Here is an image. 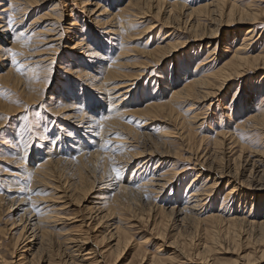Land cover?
I'll use <instances>...</instances> for the list:
<instances>
[{
    "label": "bare ground",
    "instance_id": "bare-ground-1",
    "mask_svg": "<svg viewBox=\"0 0 264 264\" xmlns=\"http://www.w3.org/2000/svg\"><path fill=\"white\" fill-rule=\"evenodd\" d=\"M45 1L47 0H0V7H2V10L0 11V71L4 70V75H0V80H4L3 83H6V85H13L17 88L19 85L22 97L26 102L33 104L37 103L43 93V91H40L43 86L41 83L44 81L43 77L52 78V75L55 76V73H51V71L55 68L53 64L56 55L59 54L61 49L64 50L63 55L65 54V56L62 63L63 66L59 67L58 70H64V72H67L72 78H74V82H66L65 90L63 88L64 86L59 85L60 89L57 93L54 92V99L56 100L55 104L57 102H62L60 104L61 108H52L51 110L54 113L58 112L56 113L57 115L62 112L64 120L70 119L74 122V125L71 123L72 126L80 128L81 125H85L84 128H86L82 131L84 132V135L82 134L81 137H77L76 140L78 141L72 140L74 138L72 137V139L66 140L65 142H71L72 145L70 146L74 150H81V154H79L78 158L89 159L88 161H90V163V159H92L96 163L99 162L101 156L104 157L110 153L112 154V151L107 153L103 151L106 154L101 153L98 155V153H96L87 154L89 155L88 157L83 156V149L78 145L83 144L80 138H85L92 142L91 139H97L104 136L102 143H106L112 140L113 137L110 139L108 138L109 136H112V134L120 135L122 133V136L116 137V141L119 143L118 145L122 151L121 153L125 152L127 149L130 150V160L127 163L132 164L135 160L141 159L135 170H140L144 165L149 166L153 162H155L154 164L156 166L154 167L153 174L150 175V178L145 177L142 179L139 177V174L135 175L137 173L132 172L130 175L132 178L139 177L135 186H121V184L114 180L113 177L115 176V172H113L112 174L110 173L111 179L100 185L98 188V192L105 190V192L100 194L101 197H104L103 200L105 199V201L98 207V210H100V212L101 210H104L106 215L110 217L114 216L118 220L114 226L110 225V227L113 226V228L108 232V239L110 240L109 242L114 243H112V245L110 244L111 246L105 250L106 253L111 254L114 251L116 252V255L114 253L115 257L119 256L117 254L121 255L122 253L119 251H122V248L125 249V246L129 245L132 232L131 229L135 227V225L131 223L121 221L126 220V217L119 212V206L122 204L119 200L121 196H128L127 198L138 200V202L144 204H156L155 200H157V198L160 199L166 189L171 188V191H173L175 188H179L176 186L181 183L183 178H185L191 170L195 173L186 186L187 189L185 190V193H181L180 190V195L183 198H187V200L186 198L184 199L186 200L184 201V204L176 208L167 207L165 209L162 206L155 207L154 214H151V217H149V214L146 216L147 218H154V220L157 218L156 220H158H153L154 226L152 227V230L157 234V239L163 237L165 231L163 229V227H165V222H163L162 218L157 217L159 214L175 217V222L182 226L188 222L195 227H198L201 223H207L210 227L214 228L215 226H213V224H215V222H224L226 229L231 228L230 230H234V236L236 235V232L239 234L242 229L246 230L245 232L252 231L253 233H258L257 241L254 240L250 243L252 247L262 246V248H255L254 252L242 256L241 258H243L246 263L249 264L254 258L256 259L258 253L260 254V257H264V181L261 176H252V173L255 170H263L264 164L261 163L262 159L260 161L253 160L254 163L251 161V170H245L247 174L244 173L242 170L243 168L239 169V167H234L235 161H237V159L241 161L243 157L242 154L246 152L255 154L259 153L260 157L264 156L263 150L257 148L259 150L255 151V149L250 148L248 145L251 141L249 142L245 139V135L252 132H260L261 136L264 134V97L261 96L262 94L258 95L259 93L256 90L264 84V82L261 81L264 80V73L259 76L258 83L252 78L251 84L248 83V87H250L247 88L248 91L242 93L244 95L242 96V99L238 97L241 99L239 102L237 101L235 103V101H233L228 107H224V110H227L225 117L226 119L228 118V129L222 127V116L219 114L218 117H216L218 121L216 124L220 127H214V130H212V136H195V127L201 128L203 121L201 123L200 121L205 117L209 107L213 106L215 96H218L225 86L229 85L236 78L241 79L246 77V74L249 72V74H254L260 70H264V46L263 49L260 51L257 50L258 52L254 53L258 48L257 44H255L258 38H255L253 35L256 33L254 32L255 30L253 29V26H255L254 24L259 23L258 17L260 15H257L254 10L250 9L251 6H249V3H242L240 0H172L170 2L168 1L169 3L166 0H54L48 4L46 9H44L46 10L45 13H37L38 15L33 14V18L29 24L32 26V31H28L29 34H27L28 32L26 33V30L30 27L26 28V30H23L24 28L19 29L17 26L19 25L20 27L22 21H26V18L29 17L27 13L28 9L33 8L34 10L36 6H45L46 4H43ZM17 3L21 4L23 7L19 8V6H15ZM106 6L113 7L114 9L109 13ZM14 8L16 11H14ZM165 11H168V15L156 32L155 40L157 41L154 43V47L142 52L144 59L137 63L140 65V69L133 72V75H123L122 72H120L119 67L123 64L121 60L125 57L126 51L123 47H120L119 44H117V39L120 37L124 40L127 35L128 37H131V35L139 37L142 34L144 36L148 34L154 35L155 32L153 30L157 28V24L154 22L153 18L155 19V17H159L161 12L162 15H164V13H166ZM178 11H188L190 15H194L196 16V19H199L196 20V25H191L189 30L190 33H196V35H198L195 29H198L202 25L205 27L208 25H210L209 27L217 25V28L215 27L216 29L213 30L214 27L211 28L212 31L210 29L211 36H209L208 33V37H199L197 40L194 38V42H197V44L192 45L193 47H191L192 49L190 52H184L185 54L182 55L178 53H180L181 49H184L187 44H190V41L187 38L177 44L175 43L176 41H173V38H178V36L181 37L183 35L175 34L177 31H175L176 26L174 23L176 22L174 21L178 17V14L176 13ZM85 13L88 17L90 16L87 20H95L94 23L96 24V28L100 29V31H97L99 35L91 33L89 27L84 23L85 21L79 24V18H81V16L79 17V14L85 15ZM17 14H19V17H17ZM104 14H107L104 20H98V18ZM10 16L16 18L14 19L16 22L11 23V21L13 22V19L11 20ZM241 24L249 26L241 31V35L240 33L238 35L235 33L236 27ZM133 26L145 27L135 34L128 33L129 29L133 28ZM229 26H233V28ZM168 27L169 29L165 30ZM220 28H225L226 30L224 31L227 35H224L225 49L223 51V57L220 58L219 64L215 55H217L219 49L220 42L216 38L217 32ZM101 31L103 32L101 33ZM155 37L151 36L152 39ZM37 43H42L43 45L41 47L34 46ZM69 44L72 45L68 46ZM203 48L205 49L204 51H202ZM178 50L180 51L177 52ZM66 51L68 53H66ZM169 59L171 62L166 65L160 76H155V81L152 80V87L150 89H146L144 85L143 87L145 89H141L139 92H137L138 90H135L139 88L138 86L143 88L139 81L141 80V77L144 76L145 71H149L152 66L157 67L158 65L163 64ZM179 59H181L180 64L178 63ZM190 61L192 63H190ZM87 64H89L91 68L87 67ZM181 64L187 65L184 66ZM135 65L136 64H130V66ZM23 69L25 72L22 76L21 72ZM13 72L17 74H14ZM35 73H41L40 76L43 80H39L40 82L31 80L30 75ZM150 73H152V71H150ZM18 74L24 78L22 79ZM158 80H160L162 86L161 84H158ZM87 83L92 89L105 96H95L96 98L99 97L101 101H104V105L106 104L107 107L106 113H103L104 118H100L101 120L98 119L100 122L96 121V114L100 113V110L102 109L95 108L96 110L92 111V114L88 113L89 115H86L87 113H81L80 111V108L83 107L85 103V100L81 95H84V97L85 93L90 95L88 90L91 88L85 89L83 87V85H87ZM153 86H155L154 91ZM159 89H162V92L168 91L166 96L159 93ZM79 91L80 94L78 93ZM239 91V88L238 90L234 89L232 91L233 97L231 100H234L237 95H241ZM52 92L53 91H51V93ZM50 97L52 99V96ZM88 101L87 103H89ZM91 102L92 101H90V103ZM245 103H248V105ZM127 105L134 106L136 108L134 112L143 116V118L140 119L141 121L133 120L135 121L133 125H124L122 119L125 117L124 109ZM6 108V111L9 112L11 106L6 105ZM14 111L15 110H13V112ZM84 118L88 120H83ZM155 121L164 123L165 126L172 127L171 129L167 128V130L160 126L157 127L159 133L157 134V138H155L156 145L159 144L162 146L164 151L158 153L162 154V156L155 155V153L158 152V149L153 150L148 154L144 153L147 154L145 155L148 159L147 160L145 157L141 156V151H136V147L138 148L140 145L135 147L134 143H144L148 148L152 145L150 143H153L154 141H150V143L147 144L143 139L148 137L147 134L149 135V133L140 132L138 129H144L145 131L146 128L150 127L148 124L153 125V122ZM173 124H176V129ZM195 124L198 125L195 126ZM140 125L141 127H138L136 131L135 128ZM174 130L176 131L174 132ZM68 137L69 135H66V138ZM207 140H210L209 145L211 149H205L208 150V152L207 154L204 153L205 155L201 154L203 156V159H201L202 156L200 157L198 152L202 145L208 144ZM175 141H178L177 147L174 146ZM225 142H228V144ZM23 143L24 142H22V145ZM25 144L26 143H24V145ZM12 145L15 149V143H12ZM108 147H110L109 150H111L115 146L110 144ZM234 148H237V150L231 155L228 154L229 156L227 155L228 157L226 158V150L231 153ZM64 149L65 151H68L67 147ZM65 151L62 154H66ZM181 152L184 153L182 154ZM20 153L22 154V151ZM50 153L51 152H48L46 154ZM131 153H135V155H132ZM23 154L25 156L22 157V161L25 160L28 152H23ZM37 155L38 152L35 153V158L39 159V156ZM193 156L198 157L195 160L196 163L193 162L194 165L191 164L192 161H194ZM244 158L247 159V157ZM69 160L70 159L68 158L59 156L55 159H50L49 161H37L34 163L35 165L33 168H26L25 171H22L23 177L31 178L32 181L39 183V185L41 184L43 186L44 183H47L46 185H51L53 187V185L48 182L51 177L50 166L53 165L55 169H58L57 165L59 163L61 164L63 161L68 162ZM74 160H76V157L73 159V162H69L74 163ZM121 160L123 161V159ZM221 160H226L225 165H221ZM77 161L78 162L75 163L76 166L82 164L80 159H77ZM179 161L182 162V167L176 166ZM218 162L220 163L218 164ZM231 162H234V164L231 165ZM185 165L189 168L184 167ZM100 166L103 172V167L105 165L101 164ZM156 168L158 169L157 171H155ZM104 180L105 178L101 181ZM223 181L226 182L225 190L219 195L221 198L220 201H215L214 190L218 184ZM29 186L28 188L31 187ZM77 187H75V189ZM91 187L92 185H88L87 188L82 187L79 189L82 194H88V197L85 196L87 201H91V197L89 196ZM43 188L40 187L41 190ZM116 189L117 191H115ZM55 190H59V186H54L50 192L46 194H43L45 190H42V193L37 189L40 195L36 194L32 197L30 196V198L28 197V201L31 203H27L28 206L22 210V217H20L23 218L24 216V218H26V222L24 221V226L26 227L24 229V226H20L22 228L19 229L21 231L17 232L18 236L13 242L12 253H14V251L18 253L21 250L18 249L23 243H21V240L26 233L29 234V236H26L25 240L27 242L24 244V247L27 252H31V254H29L30 259H27L26 257H21V253H18L16 257L20 256V260L17 263L36 264V255L45 251V242L48 235L53 233V235L55 234L58 237L61 232L62 234H66L65 232L67 230L64 229L66 228L64 223L65 221L73 219V217H69L65 212L68 211L67 209L70 203V200L67 202L69 195L66 194L68 193L67 191H62L63 189L61 191L53 192ZM154 193H156V196L153 195ZM72 199L75 200L74 197ZM152 200H154V202H152ZM20 203L21 200L19 199L18 205ZM215 206L218 207L216 211L219 213L214 212ZM11 209L14 211L21 210L19 207H14V205ZM138 218L142 217L138 216ZM17 220L18 222L21 221L19 218ZM21 223H23V221ZM13 224L11 223V225ZM60 224L62 226L58 228V225ZM207 231L203 230V232L206 233ZM209 233H212L211 230ZM215 233L217 234L218 232ZM178 234L179 231L177 230V233L173 235L174 238L169 244L171 248H173V246H171L172 244L177 249L174 248V252H169L168 250L167 252L169 253L166 255V253H160L163 251L161 249L163 244H161V246L158 245L152 256L148 258V264H169L175 260L177 257L175 253L177 252L178 255L183 256V250L179 248L181 246L180 243L183 245V242L179 241L180 243L178 244L177 239L180 237ZM214 234H212V236ZM231 236L228 237L229 239L226 238L230 240V238H232ZM234 236L233 238L236 237ZM237 238L239 239V236L236 237V239ZM12 241L13 240H11V242ZM141 241L144 242V240ZM63 242L65 243L63 244L66 248L68 247V249H71L69 252L71 256H74V252L79 253L84 249V246H87V242L80 238H76L75 236H66ZM138 243L136 244L135 250L137 255L143 259L145 254L141 252L142 247H140ZM189 243L191 244V242ZM142 244L145 243H140V245ZM236 244L234 243L235 246H237ZM97 245H92L93 248H90L84 253V255L80 256L79 261L77 260L74 262L69 258V262L72 264H96L95 262H97V258L101 259L105 257L103 256L104 251L100 250ZM234 245L232 246L234 247ZM207 246L208 245L206 244L203 245L200 248H203L202 251L197 252V255L200 257L199 260L204 264H223V260L221 261L216 258L214 260L210 259L208 253L213 250V247ZM51 258V255H47V258L41 262H45V264H57V261ZM2 260L3 258H0V261ZM229 264H236V261L232 260Z\"/></svg>",
    "mask_w": 264,
    "mask_h": 264
},
{
    "label": "rangeland",
    "instance_id": "rangeland-1",
    "mask_svg": "<svg viewBox=\"0 0 264 264\" xmlns=\"http://www.w3.org/2000/svg\"><path fill=\"white\" fill-rule=\"evenodd\" d=\"M52 1H54V0H47L43 3V4H46L45 6H41V7L36 6V8L34 10H33V8L28 9L27 13H28L29 17L26 18V21H22V24H20L21 25L20 27H19V25L17 27L19 29L24 28L23 30H26V28L30 27L28 30H26V33L28 31H32L31 30L32 26H30L29 24L31 23V19L33 18V14L45 13L46 10H44V9H46L48 7V4L51 3ZM166 1L170 2L172 0H166ZM240 1L242 3H249V6H251L250 9L254 10V12H256L257 15H260L258 17L259 23L254 24L256 27L253 26L254 27L253 29L255 30L254 32H256V33L253 32L254 33L253 35L255 36V38L256 37L258 38L257 41L255 42V44H257L258 48L254 52V53H257L258 51L263 49V46H264V0H240ZM15 6H19V8L23 7L19 3L15 4ZM106 9L110 13V12H112V10L114 8L106 6ZM1 10H2V7H0V11ZM14 11H16L15 8H14ZM187 12L188 11L176 12L178 14V17L176 19L177 21L176 20L174 21V22H176V23H174V25L176 26L175 31H177L175 34H178V35L183 34V35L181 37L178 36V38H173V41H176L175 42L176 44L178 42H182L186 38L190 41V44H187L184 47V49L182 48L181 51L180 50L177 51V52L180 51V53H178L180 55L188 53L191 51V49H192L191 47H193L192 45L197 44V42H194L195 39L197 40V39H199V37L200 38L201 37H203V38L208 37L207 36L208 33H209V36H211L212 34L210 32V29L213 27H214L213 30L217 28L216 27L217 25H212L211 27H209L210 25H208V26L206 25L208 28L202 25L198 29H195V31L198 33V35H196V33H190L189 30H190L191 25H193V24L196 25V20H199V19H196V16H194V15H193L194 17L192 15H190L189 12L187 14ZM160 14L161 15L159 17H155V19L153 18L154 22H156V24H157L156 25L157 28L153 30L155 32L154 35L148 34V35L144 36L142 34L139 37H135L136 35H131V37H128V35H127L124 40L121 39L120 37L118 38L119 40L117 39V41H116L117 44H119L120 47H123L124 50L126 51L125 57L122 58V60H121V62L123 64L119 67L120 72H122L123 75L130 76V75H133L132 74L133 72L139 70L140 65L137 63H139L140 61H142L144 59V57L142 56V52H144L146 49L154 47V45H155L154 43H156V41H157V40H155L156 39V37H155L156 32H157L159 26L161 24H163L162 22L165 21L166 16L168 15V11L166 13H164V15H162V12ZM18 15L19 14H17V17H19ZM80 16H81V18H79V24L81 22L85 21L84 23H86V25L89 27L90 32L95 33V35H99V33H97V31H100V29L96 28V26H95L96 24L94 23L95 20H93V21L87 20L90 16L88 17V15L86 13H85V15L79 14V17ZM106 16H107V14H104L100 18H98V20L99 19L104 20V18ZM197 16H199V15H197ZM10 17H11V20L13 19V22L11 21V23L16 22V20H14L16 18H12L13 16H10ZM240 22H242V21H240ZM248 26L249 25H245V24H241L240 26H237L235 33H237L238 35L240 33V35H241V31L248 28ZM144 27L145 26H133V28L129 29L128 33L135 34L137 32H140ZM169 27L165 30H168ZM204 27H205V30H204ZM229 27L233 28V26H229ZM35 30H38V29H35ZM224 30H226V29L220 28L219 31L217 32V38L216 39L219 40L220 43H219L218 53L215 56L218 59V63L220 62V58L223 57L222 55L224 54L223 51L225 49L224 48V38L227 34H225ZM211 31H212V29H211ZM102 32L103 31H101V33ZM27 34H29V32ZM36 36H37V34H36ZM151 36L155 37V38L152 39ZM95 37H97V36H95ZM182 37H185V38H182ZM258 43H259V45H258ZM42 45H43L42 43H39V44L37 43L34 46L41 47ZM70 45H72V44H69L68 46H70ZM204 50L205 49L203 48L202 51H204ZM63 53H64V50L61 49L59 54L56 55V59H55L56 63L54 62V64H53V66L55 68H53V70L51 71V73H53V72L55 73V76L52 75L51 76L52 78H48V77L46 78L45 76H44L45 78L43 77L44 81L41 82L43 86H42V90H40V91H43V93H42V97L40 98V100L37 103L33 104V103L26 102V100L22 97V93H21V89L19 88V85L17 88V87H14L13 85L12 86L6 85V83H3L4 80H0V215H1L0 216V258H3V260L0 261V264H20V263H17L20 260V258H19L20 256L16 257V255L18 253H21L20 254V255H22L21 257H26L27 259H30L29 254H31V252H27L26 248L24 247V244L27 242L25 240L26 236L28 237L29 234L25 233V236H23V239L21 240V243L23 242L21 244L22 247L20 245L19 249H18V250H20V249L21 250L18 253L15 251H14L15 254L12 253L13 242L15 241L16 237L18 236L17 232L21 231V230H19L22 228L20 226H24L25 222H26V218H24V216H23V218H20V217H22L21 216L22 210L27 208V206H28L27 203L29 202L28 199L30 198V196L32 197L36 194L40 195V194H38L37 189L39 191H41L42 193H43L42 190H45L43 194H46V193H49L50 190L54 186H59V190H57V191H61L63 189L62 191L68 192L66 194H68L70 198L67 196L68 197L67 202L70 200L69 201L70 203H69V207L67 209L68 211H65V212H66V214H68L69 217H73V219L70 218L71 220L65 221V223H64V225L66 226V228H64V229L67 230L65 232L66 234H62V232H61L60 235H58V237L55 234L53 235V233L48 235V237L46 238V242H45V251L43 253L41 252L38 255H36V258H37V260L35 262L36 264H45V262L42 263L41 261H44L47 258V255H51V257H52L51 259H54L55 261H57V264H72L69 262V258L72 259L74 262H76L77 260L79 261L80 256L84 255V253L86 251H88L90 248H93L92 245H97V243H98L97 246L99 247V249L104 251L103 256H105V257H103L104 259L103 258H101V259L97 258V262H95L96 264H99V263L100 264L101 263L102 264H128L129 262H130L129 264H138V263L139 264H148V258H150V256H152L154 251L157 249L158 245L161 246V244H163V246L161 248L163 251H161L160 253H166V255L169 252H174V248L177 249L172 244H171V246H173V248H171L169 246L170 242L174 238L173 235H175L177 233V230L179 231L178 235L180 236V237H178L179 239H177L178 240L177 242H178V244L180 242H183V245H182V243H180L182 247L180 246L179 248H181V250H183L184 254L182 256V255H178V252L175 253V255L177 257L175 258V260L173 262H171L169 264H204L203 262H201V260H199L200 257L197 255V252L202 251L203 248L202 249H200V248L205 244L208 245L207 247H209V246L213 247V250L215 248L214 251L212 250L211 252L208 253L210 256V259L214 260L216 258V259H219L221 261L223 260L222 261V263L224 262L223 264H225V263L229 264V262H232V260H235L236 264H248L241 257L244 256L245 254L254 252L255 248H258V249L262 248V246H253L252 247L251 243H250V242H253L254 240L257 241L258 233L256 234L255 232L253 233L252 231H250L251 233L249 231L245 232L246 230L242 229L239 234H238V232L235 233L236 237L239 236V239L237 238L238 239L237 240L236 237L234 236V230L233 229L230 230L231 228H228V227H227L228 229H226V225L224 224V222L223 223L215 222L216 225L213 224V226H215L214 228L210 227L207 223H205V224L201 223V225H198V227H195L194 225L190 224V222H188L187 224L185 223L182 226L181 224H178L175 222V219H174L175 217H173V216L169 217L166 215L163 216V215L159 214V216L157 215V217L162 218L163 222H165V227H163V229L165 231H164L163 237H161V238L159 237L160 239H157L158 238L157 234L154 230H152V227L154 226V224H153L154 221H158V220H156L157 218H155V220H154V218H147L146 216H148V214H149V217H151V214H154V211L156 209L155 207H161L162 206L165 209L167 207L168 208H171V207L176 208V207H180L184 204V201H186L187 198L185 197L186 200H184L185 198H183L180 195V190H181V193H185V190L187 189L186 186L188 185L193 174L195 173L194 171H191V170L190 171L188 170L189 173L186 175L185 178H183L181 183L178 184L179 186L178 185L176 186L179 188H175L173 191H171V188L166 189L164 191V193L162 194V197H160V199L157 198V200H155L156 204H154V203L144 204V203L138 202V200H135V199L132 200L131 198H127L128 196H126V197L121 196L119 198V200L122 204L119 206V212L123 216L126 217V220H121V221H124V222L126 221L128 223L135 225V227H134L135 229L134 228L131 229V231H132L131 235H130V237H131L130 243L131 244L129 243V245L125 246L126 250L122 248L123 252L121 250L119 251L120 253H122L121 255L117 254L120 257L119 256L115 257L114 253L116 255V252H114V251L111 254L106 253L105 250H107V248L110 247L112 245V243H114V242H109L110 240L108 239V237H109L108 232H110L112 230L113 226L116 224V221H118V220L114 216L110 217V216L106 215L104 210H101V212H100V210H98V207L105 201V199L103 200L104 197L100 196V194L105 192V190L98 192V188L100 187V185L106 183L109 179H111L110 173L112 174L113 172H115V176L113 177L114 180L116 182H118L119 184H121V186H125V185L129 186V187L135 186L139 177L142 179L145 177L150 178V175L153 174V169L156 166L154 164L155 162H153L149 166L144 165V167L141 168L140 170L139 169L135 170V168L138 166V163H139V161H141V159L135 160L132 164L127 163L130 160V150L127 149L125 152L121 153L122 151L118 145L119 143L116 141L117 140L116 137L122 136L123 135L122 133L120 135L119 134L118 135L112 134V136L108 137L109 139L113 137L112 140H110L109 142H106V143H102L104 136L99 137L97 139H91L92 142L85 139V138L84 139L80 138L81 141L83 142V144L82 145L78 144V145L80 148L83 149L82 150L83 156L88 157L89 155H87V154H96V153H98V155H100L101 153L106 154L109 151H112V154L110 153L111 155L108 154L109 156L107 155L104 157L101 156L99 162H96L97 164L92 159H90L91 160V163H90V161H88L89 159L78 158L79 154H81L80 153L81 150H79V151L74 150L70 146V145H72L71 142H65V141L72 139V137H74L72 140L78 141V140H76L77 137H81L82 134L84 135V132H82V131H84V129H86V128H84L85 125H81L80 128L72 126V124L74 125V122H72L70 119L64 120L63 119L64 117L62 116V112H61V114L57 115L56 113H58V112L54 113L51 110L52 108H56V109L61 108L60 104L62 102H57L55 104L56 100L54 99V96H55L54 94L57 93V91L60 89L59 85L64 86L63 88L65 90L66 89V87H65L66 82H71V81L74 82V78H72V76H70L67 72H64V70H58L59 67L63 66L62 63L64 61V56H65V54L63 55ZM66 53H68V52L66 51ZM170 62H171V60L169 59L165 63L158 65L157 66L158 68L156 66H152L149 71L148 70L145 71L144 76L141 77V80L139 81V83L141 84V87H143L145 85L144 87H146V89H150L152 87L151 86L152 82L155 81L156 77L161 75V73L164 71L166 65H168ZM178 63L179 64L181 63V59L178 60ZM190 63H192V62L190 61ZM130 64H136V65L130 66ZM87 65H88L87 67L91 68V66L89 64H87ZM181 65H184V64H181ZM185 65H187V64H185ZM58 71H59V73H58ZM150 71H152V73H150ZM24 72H25V70L23 69L21 72L22 76L24 75ZM88 72H91V71H88ZM249 73H247L246 77H244V78H241V79L236 78L235 80H233L229 85L224 87V89H223L224 91L222 90L219 94L220 96L219 95L215 96V99L213 101V106L209 107V110H207L205 117H203V119L200 121V123L203 121L201 128L195 127V131H196L195 136H198V135H200V136H212V130H214V127L215 128L220 127L219 125L216 124V122H218L216 117H218L219 114L222 116V124H221L222 127H225L228 129V120H227L228 118L226 119V117H225V115L227 114L226 113L227 110H224V107H228L233 101H235V103L237 101L239 102V100L242 99V96H244L242 93L245 91H248L247 88H250V87H248V83L251 84L252 78H253V80H256V83H258L259 76L261 74L263 75L264 70H260L254 74H249ZM14 74H17V73H14ZM92 74H94V73H92ZM0 75H4V70L0 71ZM18 75H20V74H18ZM40 75H41V73L40 74L39 73L31 74L30 78L33 81L40 82L41 80H43V79H41ZM22 76H21V78L23 79L24 77H22ZM254 78H256V79H254ZM261 81L264 82V80H261ZM158 84H161V86H162V83L160 82V80H158ZM83 87L85 89L91 88L90 86H88V83H87V85H83ZM138 87L139 88L135 89L136 91L138 90L137 92L141 91V89H145L144 87L143 88H140V86H138ZM15 88H17V89H15ZM154 88H155V86H153V91H154ZM238 88L240 90L239 93H241V95L239 94L240 96L237 95L234 100H231L233 97L232 91L234 89L238 90ZM91 89L90 90L87 89L90 92V95L85 93V97L88 95L86 98L84 97V95H81L82 98L85 100V103H84L83 107H81L82 105L79 103L81 105L80 107L82 108V109L80 108V111H81V113H85V114L87 113L86 115H89V114H92L91 113L92 111L96 110L95 108L102 109V110H100V113H98V114L95 113L97 116L96 121L100 122L99 121V120H101L100 118H104L103 113H106L107 107H106V104L104 105V101H101V99L99 97L96 98L95 96H102V97H105V96L102 94H99L94 89H92V90ZM161 90L162 89H159V93L166 96L168 91L162 92ZM256 90L259 93L258 95L262 94L261 96L264 97V84L262 87H260ZM261 90H262V92H261ZM51 91H53L52 92L53 94L51 93ZM78 93L80 94V91ZM50 96H52V99ZM238 97L241 99H239ZM87 101L89 103H87ZM90 101H92V102L90 103ZM49 102H50V104H49ZM6 105L11 106L10 111H12V112L6 111V109H7ZM246 105H248V103ZM251 108H253V107H251ZM135 109L136 108L134 106H130V105H127L125 107V109H124V116L125 117L122 119L124 125H128V124L133 125L135 122L133 120L141 121L140 119H142L143 116L138 114V113H135L134 112ZM13 110H15V111L13 112ZM215 115H217V116H215ZM83 120H88V119L84 118ZM198 124H195V126H197ZM148 125H150V127L146 128L145 131H144V129H138V127H141V125L137 126L135 128V130L137 131V129H138L140 132L149 133V135L147 134L148 137L143 138L144 142H147V144L150 143V141H154V142L150 143L152 145L149 148L144 143H139V144L134 143L135 147L140 145L138 147L139 149L136 147V151H138V152L141 151L140 152L141 156L146 158L145 155H147L148 153H150L153 150L158 149V152L155 153V155L157 154V155L162 156V154H158V153L159 152L162 153L164 151V148L162 146H160L159 144L156 145V141H155V138H157V134L159 133V131H157V127L160 126L163 129L166 128V130H167V128L171 129L172 126L171 127L165 126L164 123H161L158 121L153 122V125H151V124H148ZM173 126L175 129L177 128L176 124H173ZM152 129H153V131L154 130L155 131L153 132ZM251 130H253V129H251ZM175 131L176 130H174V132ZM252 133L245 135V137H246L245 139L249 142L251 141L248 146H250V148L255 149V151H258L259 149L264 151V134L261 136L260 132H254L253 134ZM66 135H69V137L66 138ZM209 141L207 140L208 144H204V145H202V147H200V150L198 152L199 153L198 155L200 157L202 155L207 154L208 150L211 149L210 145H209ZM22 142H24L26 144L24 145V143H23V145H22ZM12 143L13 144L15 143V145H16L15 149H14ZM110 144H112V146L113 145L115 146L111 150H109L110 147H108ZM177 144H178V141H175L174 146L177 147ZM226 144H228V142ZM66 147H67L68 151H65L64 148H66ZM22 148H23V150H22ZM257 148H259V149H257ZM205 149H208V150H205ZM203 150H204V152H203ZM236 150H237V148H234V150L231 153H229L228 150H226L227 151V152H225V153H227L226 158ZM21 151H22V154L20 153ZM47 151L51 152V153L46 154V153H48ZM64 151L66 154H62V153H64ZM95 151H97V152H95ZM103 151L106 153H104ZM23 152L24 153L28 152L24 161H22V157L25 156L23 154ZM36 152H38L37 156H39V159L35 158ZM144 153H147V154H144ZM122 154H123V156H122ZM131 154L135 155V153H131ZM59 156H62L63 158L64 157L68 158V159H70L69 161H71V162H73V159L75 157H76V160H74V163H71L69 161H68L69 163L66 161H63L61 164L59 163L57 165L58 169H55L53 165L50 166L51 167V169H50L51 170L50 171L51 177H50V181H48V182H50L53 185V187L51 185H49V186L46 185L47 183L46 184L44 183L43 186L40 184L41 185L40 186L39 183H35L34 181L31 180V178L29 179V178L23 177L22 171H25L26 168H33L35 165L34 163H36L37 161H41V162L45 161V160L49 161L50 159H55L56 157H59ZM95 156H97V155H95ZM242 156H243L242 159H245V160L241 159V161H240L239 159H237V161H235V164H234V162H231V165L234 164V167L236 166L235 168H238V167H239V169L243 168L242 170L246 174H247V172L245 170H247V171L251 170L253 160L254 161H258V160L260 161L262 159L261 163L264 164V158H263L264 156L260 157L259 153L255 154V153L246 152V153L242 154ZM223 157H225V156H223ZM244 157H247V159ZM145 158H143V159H145ZM177 158H180V157H177ZM197 158H198L197 156H193L194 161H192V163H191L192 165H194L193 162L196 163L195 160ZM77 159H80V161L82 162V164H80V162H79V164H80L79 166L75 165V163L78 162ZM121 159H123V161ZM201 159H203V156L201 157ZM64 162H66V163H64ZM92 162L94 163V165ZM119 162L122 164H120ZM142 162H144V161H142ZM225 162H226V160H221V165H225ZM219 163L220 162H218V164ZM65 164H67V165H65ZM101 164L105 165L103 167V172L101 170V166H100ZM255 164H257V163H255ZM83 166H84V168H83ZM176 166L182 167V162L179 161ZM76 167H78V168H76ZM184 167L189 168L187 165H185ZM157 170L158 169L156 168L155 171H157ZM258 171L255 170L252 173V176H255V177L261 176L262 180L264 181V175H262V174H264V169L263 170L259 169ZM262 171H263V173H262ZM132 172L137 173L135 175L139 174V177L138 178H134V177L132 178L130 176L132 174ZM81 174H83V175H81ZM80 177H81V179H80ZM104 178H105V180L101 181ZM97 179H99V180H97ZM32 182L35 184L32 185L33 184ZM29 184L31 187L29 186ZM225 184H226V182L223 181L222 183L218 184V186L215 188V190H214V200L215 201L216 200L220 201L221 198L219 195H221L223 193V191L225 190ZM86 185H87V187H88V185H92V187L90 188L91 192L89 195L91 197V201H87L86 200L87 198H85V196L88 197L87 196L88 194L85 195L79 191V189L82 187L87 188ZM28 186L30 188H28ZM40 187H42V188L44 187V188L41 190ZM75 187H77L78 190H77V188L75 189ZM73 189H74V191H73ZM57 191L55 190L53 192H57ZM115 191H117V189ZM70 192L72 193V197H71ZM153 195L156 196V193H154ZM109 196H110V193H109ZM73 197L75 198V200L72 199ZM22 198H24V199H22ZM19 199L21 200V203L18 205ZM71 199L73 200V202ZM152 202H154V200H152ZM29 203H31V202H29ZM15 204H17V205H15ZM13 205H14V207L15 206L19 207V209H21V210L20 211H14L13 210L14 208L11 209V207ZM208 207H209V205H208ZM208 207H207V209H208ZM217 208L218 207L215 206V210H214L215 213H219L218 211H216ZM148 209H150V210H148ZM71 211H73V212H71ZM18 215H19V217H18ZM138 216H141L142 218H138ZM18 218L21 219V221L18 222V220H17ZM121 219H123V218H121ZM22 221H23V223H21ZM11 223L12 224L14 223V224L11 225ZM110 225H113V226L110 227ZM61 226H62L61 224L58 225V228H60ZM201 226H203L204 228ZM25 227L26 226H24V229H25ZM221 227H223V228H221ZM216 228L218 230L219 229L220 230L218 231ZM203 230L204 231L208 230L209 232L211 230L212 233H209L208 231L206 233V232H203ZM212 230H214V231L217 230L215 232H218V233L216 234ZM24 231H22V232H24ZM225 232H227V233H225ZM208 233L211 235H209ZM205 234H206V236H205ZM212 234H214V235L212 236ZM231 234H232V236H231ZM12 236L13 237L15 236L14 239ZM64 236L65 237L66 236H75L76 238H80L83 241L87 242V246H84V249L81 250L79 253L74 252V254H73L74 256H71L69 254L71 249L70 248L68 249V247L66 248V246L64 245L65 244L63 242V240L65 239ZM223 236H225V237H223ZM230 236L232 238L234 236L235 238H233V239L230 238V240H228L229 239L228 237H230ZM63 237H64V239H63ZM212 237H213V239H212ZM161 239H163V240H161ZM11 240H13V241L11 242ZM141 240H144V242ZM189 242H191V244ZM137 243L139 244L140 247H142L141 252L145 254V256H143L144 260L139 255H137V252L135 250ZM140 243H145V244L140 245ZM184 243L185 244L187 243L186 246ZM234 243L235 244L237 243L236 244L237 246H235ZM232 245H234L235 248ZM143 247H144V249H143ZM168 250H169V252H167ZM216 250H217V252H216ZM196 257H198V258H196ZM259 257H260V254L258 253L256 259L254 258V260L252 262H250L249 264H264V257H260V258ZM228 260H230V261H228ZM23 262H25V261H23Z\"/></svg>",
    "mask_w": 264,
    "mask_h": 264
},
{
    "label": "snow or ice",
    "instance_id": "snow-or-ice-1",
    "mask_svg": "<svg viewBox=\"0 0 264 264\" xmlns=\"http://www.w3.org/2000/svg\"><path fill=\"white\" fill-rule=\"evenodd\" d=\"M39 194V193H38Z\"/></svg>",
    "mask_w": 264,
    "mask_h": 264
}]
</instances>
